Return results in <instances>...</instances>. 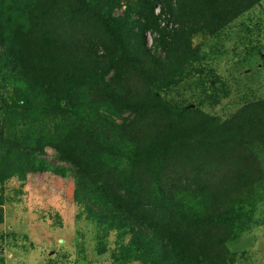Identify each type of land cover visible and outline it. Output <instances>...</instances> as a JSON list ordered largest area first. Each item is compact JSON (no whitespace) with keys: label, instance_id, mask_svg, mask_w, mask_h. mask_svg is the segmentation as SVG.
I'll return each mask as SVG.
<instances>
[{"label":"trees","instance_id":"1","mask_svg":"<svg viewBox=\"0 0 264 264\" xmlns=\"http://www.w3.org/2000/svg\"><path fill=\"white\" fill-rule=\"evenodd\" d=\"M172 1L0 0V90L10 95L0 98V164L19 167L22 179L41 173L68 180L87 220L127 244L124 264L222 263L217 252L224 254L229 233L260 224L253 211L264 200V184L256 186L264 180V98L249 81L235 86L242 105L226 117L167 103L158 91L193 31L178 14L190 0H176V10ZM202 1L211 18L199 29L213 34L230 18L224 7L258 0ZM133 76L152 88L150 99L131 97ZM222 87L217 99L230 96ZM187 91L195 92L192 85ZM116 107L134 120L119 124L101 114L119 115ZM46 148L59 153L57 163ZM179 164L224 171L256 187L245 208L217 209V197L190 195L171 177Z\"/></svg>","mask_w":264,"mask_h":264},{"label":"rangeland","instance_id":"2","mask_svg":"<svg viewBox=\"0 0 264 264\" xmlns=\"http://www.w3.org/2000/svg\"><path fill=\"white\" fill-rule=\"evenodd\" d=\"M175 1H172L174 10L179 8ZM182 8L178 14L192 25L193 31L178 45L180 52L176 53L180 60L168 71L165 82L169 84L158 91L167 103H193V108L226 117L242 105L240 98L244 95L237 94L235 86L249 81L255 84V96L264 98V0L247 8L235 4L233 9L224 7L221 11L230 18L222 20L221 28L213 34L199 29L211 18L202 0L185 1ZM124 11L122 6L116 14ZM123 70L129 75V68L124 66ZM176 77L181 78L178 85L172 84ZM132 82L135 89L129 92L133 99L152 97L153 90L148 84L137 76L132 77ZM224 84L230 87V96L217 99L216 88L225 91ZM189 85L195 92L187 91ZM4 96L10 95L1 89L0 98ZM116 111L120 114H101L119 124L134 120L132 112L117 107ZM1 123L0 115V128ZM45 151L47 159L57 163L59 153L52 148ZM232 154L235 160L241 156L239 151ZM19 169L6 171L0 164V264H124L127 244L117 240L115 232L107 236L98 227L99 223L87 220L86 213L72 199L74 186L68 180L60 182L41 173L22 179ZM203 171L201 167L197 171L194 165L179 164L170 174L190 195L217 197L221 204L217 209L245 208L250 190L264 184L260 179L256 186H249L224 171L218 174H213L211 169ZM218 175L223 176L221 188L217 184ZM253 213L260 224L242 234L228 232L230 238L227 237L228 242L222 247L224 256L217 252L218 262L219 258L222 261L218 264H264V200Z\"/></svg>","mask_w":264,"mask_h":264},{"label":"built area","instance_id":"3","mask_svg":"<svg viewBox=\"0 0 264 264\" xmlns=\"http://www.w3.org/2000/svg\"><path fill=\"white\" fill-rule=\"evenodd\" d=\"M155 13L158 15L161 13V6H158L155 10ZM163 21H162V26H166L168 24L167 22V18L165 15H163ZM177 27V25H173L172 23L169 24V27L172 28V27ZM148 40H149V43L152 44L153 43V35H151L150 33H148V36H147Z\"/></svg>","mask_w":264,"mask_h":264}]
</instances>
